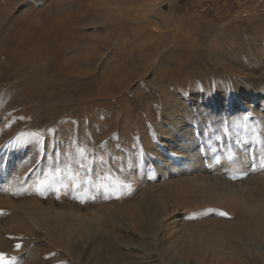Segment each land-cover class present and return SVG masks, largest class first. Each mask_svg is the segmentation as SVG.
<instances>
[{"label": "rangeland", "instance_id": "1", "mask_svg": "<svg viewBox=\"0 0 264 264\" xmlns=\"http://www.w3.org/2000/svg\"><path fill=\"white\" fill-rule=\"evenodd\" d=\"M0 264H264V0H0Z\"/></svg>", "mask_w": 264, "mask_h": 264}, {"label": "snow or ice", "instance_id": "2", "mask_svg": "<svg viewBox=\"0 0 264 264\" xmlns=\"http://www.w3.org/2000/svg\"><path fill=\"white\" fill-rule=\"evenodd\" d=\"M0 259H2V257H0Z\"/></svg>", "mask_w": 264, "mask_h": 264}]
</instances>
